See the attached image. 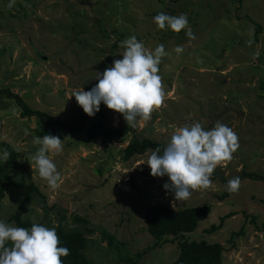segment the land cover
Wrapping results in <instances>:
<instances>
[{"label": "rangeland", "instance_id": "rangeland-1", "mask_svg": "<svg viewBox=\"0 0 264 264\" xmlns=\"http://www.w3.org/2000/svg\"><path fill=\"white\" fill-rule=\"evenodd\" d=\"M9 2L0 0V90L9 89L55 121L79 125L85 117L86 128L99 119L107 129L122 128L127 123L121 114L101 103L89 117L71 95L91 90L98 83L95 72L122 59L120 44L134 35L149 50L163 44L168 53L158 73L164 103L149 120L137 118L136 136L165 147L179 127L200 122L210 130L219 121L237 134L240 145L214 170L210 187L175 201L163 187L169 178L153 177L145 164L150 151L124 160L133 133L109 140L89 139L85 130L60 131L63 151L48 154L61 175L53 190L28 162L39 148L33 138L44 123L22 118L15 100L0 96V160L5 148L16 151V164L7 170L11 180H24L39 191L24 205L22 220L81 231L90 264H122L156 243L146 231L147 206H210L209 216L184 240L222 245V264H264V0H15L11 9ZM161 12L187 14L196 38L189 40L186 30L158 29L153 18ZM178 45L184 48L179 54ZM242 171L261 180L240 178L239 190L221 199L227 191L222 179L241 177ZM22 202V190L9 188L0 201V221L16 226L9 219ZM229 214L220 230L206 232ZM75 217L89 223L90 233ZM105 234L112 236V248ZM178 240L168 238L137 264L172 263Z\"/></svg>", "mask_w": 264, "mask_h": 264}, {"label": "clouds", "instance_id": "clouds-1", "mask_svg": "<svg viewBox=\"0 0 264 264\" xmlns=\"http://www.w3.org/2000/svg\"><path fill=\"white\" fill-rule=\"evenodd\" d=\"M14 4L15 0H10L9 9ZM153 22L160 30L166 26L176 33L186 30L189 40L196 38L187 14L172 16L161 12ZM120 47L124 49L120 54L122 59L114 60L103 73L95 72L98 83L91 90H73L71 97H75L89 117L95 116L103 103L121 114L128 126L134 127L137 118L149 120L153 110L164 103V85L158 73L161 59L168 53L163 44L154 51L149 50L134 35L123 40ZM174 51L179 54L184 48L178 45ZM63 142L59 136L50 134L34 137L33 144L39 148L28 158L30 165H35L39 176L53 190L59 187L61 175L48 154L61 153ZM239 146L237 134L227 125L217 121L213 128L207 130L200 122H194L176 129L163 150L159 147L150 150L145 164L153 177L169 178L170 183L163 187L174 194L175 201L187 200L192 190L212 185L214 170L223 162L230 161ZM8 157V151L4 150L3 159L7 161ZM240 185L241 179L237 176L229 179L225 188L232 193L238 191ZM6 242H10L11 247H6ZM69 254L67 247L60 246L54 228L33 224L28 229L0 221V264H62L61 257Z\"/></svg>", "mask_w": 264, "mask_h": 264}, {"label": "trees", "instance_id": "trees-1", "mask_svg": "<svg viewBox=\"0 0 264 264\" xmlns=\"http://www.w3.org/2000/svg\"><path fill=\"white\" fill-rule=\"evenodd\" d=\"M0 96L13 98L22 111V118L35 117L44 123L37 134L40 138L48 134L58 136L60 131L80 133L85 130L89 139L105 138L109 140L114 138H124L126 135L133 133L135 137L131 139L123 150V158L125 161L130 160L134 156H142L146 152L157 147L161 150L164 148L161 143L154 142L150 139L138 138L134 127L130 125L128 126L127 124L122 128L107 129L104 127L105 121L103 119H99V121L93 126L86 128L84 124L86 121L85 117H82L83 119L79 125L62 123L55 121L53 117L46 112L37 111L28 107L20 98H18L17 95L11 94L9 89L0 90ZM4 150L8 151L9 157L7 161L4 159L3 161L0 160V201L5 198V192L11 187L22 190L23 202L14 215L10 217L9 221L14 222L18 227L30 228L32 224L22 220V216L25 213L24 205L31 203L36 196H39V191L33 184H27L24 180H20L18 182L11 180L7 170L10 166L16 164L18 153L8 148H5ZM240 178L261 180L258 175L245 171L241 172ZM222 182L224 184L227 183L224 179H222ZM232 193L226 191L222 195L221 199L229 197ZM55 207L56 206L54 205L51 209H45V211L52 210ZM210 213V206L190 207L178 210H173L165 205L158 204L147 206L144 209L146 231L149 235L156 239V243H154V245L150 248L137 253L135 259L128 258L123 260L122 264H137L141 257L147 254L150 249L166 243L168 238L180 239L177 242L178 255L170 264H222V255L225 251L222 245L218 243L210 244L205 241L189 242L184 240L183 236L184 234L195 231L198 224L204 221ZM228 216L232 215L229 214L220 218L219 225L210 227V229L206 232L212 233L216 230H220L222 228V223ZM60 219L61 221L65 220V216L62 215ZM74 221L81 223L86 228V233H90L87 232V226L89 225L87 221L80 219L79 217H75ZM56 232L60 239V246L67 247L70 250V254L68 256L61 257L62 264H90L87 258L83 255L86 243V238L84 237L85 233L78 230L66 231L61 225L56 228ZM239 233H236L233 236H236ZM103 239L108 242V246L110 248L113 247L112 236L105 234ZM5 246L11 247L10 242H7Z\"/></svg>", "mask_w": 264, "mask_h": 264}, {"label": "water", "instance_id": "water-1", "mask_svg": "<svg viewBox=\"0 0 264 264\" xmlns=\"http://www.w3.org/2000/svg\"><path fill=\"white\" fill-rule=\"evenodd\" d=\"M96 238H98V236H96Z\"/></svg>", "mask_w": 264, "mask_h": 264}]
</instances>
